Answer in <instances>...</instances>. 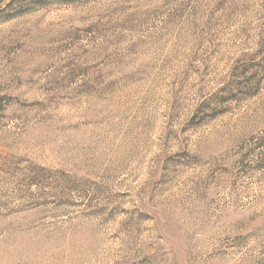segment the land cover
<instances>
[{
    "label": "rangeland",
    "instance_id": "374dc122",
    "mask_svg": "<svg viewBox=\"0 0 264 264\" xmlns=\"http://www.w3.org/2000/svg\"><path fill=\"white\" fill-rule=\"evenodd\" d=\"M0 264H264V0H0Z\"/></svg>",
    "mask_w": 264,
    "mask_h": 264
}]
</instances>
